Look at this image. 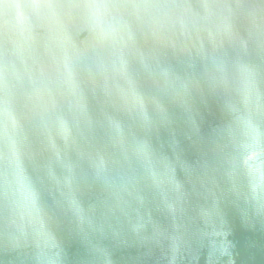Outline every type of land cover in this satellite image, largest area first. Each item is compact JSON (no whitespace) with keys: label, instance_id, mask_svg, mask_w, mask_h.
I'll list each match as a JSON object with an SVG mask.
<instances>
[{"label":"water","instance_id":"95a60500","mask_svg":"<svg viewBox=\"0 0 264 264\" xmlns=\"http://www.w3.org/2000/svg\"><path fill=\"white\" fill-rule=\"evenodd\" d=\"M0 264H264V0H0Z\"/></svg>","mask_w":264,"mask_h":264}]
</instances>
